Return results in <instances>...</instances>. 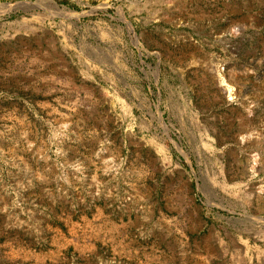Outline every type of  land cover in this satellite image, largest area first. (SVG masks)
Returning a JSON list of instances; mask_svg holds the SVG:
<instances>
[{"label": "rangeland", "instance_id": "374dc122", "mask_svg": "<svg viewBox=\"0 0 264 264\" xmlns=\"http://www.w3.org/2000/svg\"><path fill=\"white\" fill-rule=\"evenodd\" d=\"M0 264H264V0H0Z\"/></svg>", "mask_w": 264, "mask_h": 264}, {"label": "bare ground", "instance_id": "6f19581e", "mask_svg": "<svg viewBox=\"0 0 264 264\" xmlns=\"http://www.w3.org/2000/svg\"><path fill=\"white\" fill-rule=\"evenodd\" d=\"M39 3V2H38ZM11 6V5H10ZM227 85V84H226ZM229 91V90H228Z\"/></svg>", "mask_w": 264, "mask_h": 264}]
</instances>
